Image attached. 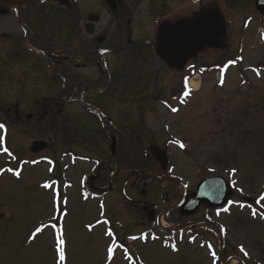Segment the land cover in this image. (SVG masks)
Here are the masks:
<instances>
[{"label":"rangeland","instance_id":"374dc122","mask_svg":"<svg viewBox=\"0 0 264 264\" xmlns=\"http://www.w3.org/2000/svg\"><path fill=\"white\" fill-rule=\"evenodd\" d=\"M247 16L251 15L248 13ZM255 19L242 35L236 33L224 51H215L214 62L210 66H222L220 72L216 67L211 76L194 78L193 87L199 91L195 92L185 107L170 102L171 108H179V112H173L169 105L160 101L139 110L144 112L146 132L143 133L141 129L140 132L131 133L132 140L129 141V146L137 150L140 158L138 164L143 166L152 159L150 150L156 146L164 150L170 160L171 175L182 181L183 190L189 193H193L197 185L207 177L220 176L229 182L233 179L236 181L235 192L231 197L232 205L227 214L217 219L212 213L208 216L227 229L225 246L221 250L226 264H238L242 257L248 261L247 264H264V218H261L260 211H264V200L256 203L264 195V40L260 38V28L257 31L260 23ZM7 75L8 72L0 78V85ZM222 78L223 84L220 82ZM16 86L9 78L4 89L0 90V123L5 125V129H0V171L4 169L0 175V264L4 263L2 259L6 264H20V260L28 261L29 264H61L55 229L49 225L59 211L53 206L52 190L55 187H42L45 183L53 184L55 181L56 170L51 168H54L56 155L58 171L64 175L61 188L67 189L65 184L68 181L65 179L73 181L75 185L65 194L70 198V204L60 209L64 219L61 226L65 240L63 264H126L121 262V249H116V259L111 258L112 261L106 253V246L111 243L106 238L108 230L117 233L120 238L125 230L133 233L144 230L135 225L140 222L143 209L128 206L121 193L126 178L115 189L112 180L106 179L108 184L104 185L109 186L108 195L94 201H81L83 198L77 184L83 174L91 172L95 162L75 161L68 153L67 158L62 157L65 153L60 150L57 154L51 152V149L36 156L30 154L27 147L34 140L44 138L51 141V133L49 129L35 124V127L22 125L14 116L15 109L9 112L10 107L17 105L4 103L11 100L17 104L20 101L19 88ZM3 93L7 96L6 101L1 100ZM24 108L27 111L32 109L28 103L24 104ZM72 111L74 119L70 128L79 130L82 117L77 107L72 106ZM135 113L138 114V110ZM141 116L140 113L138 117ZM90 124L95 125V122L91 121ZM175 141H182L185 147H179ZM5 147L13 157L3 151ZM55 148L58 146L55 145ZM103 152L108 155L106 148ZM76 154L83 159L89 157L82 153ZM90 158L97 159V156L91 155ZM10 160L13 164H7ZM8 168L20 171V178L8 172ZM231 169L237 170L235 176L229 175ZM132 175L130 181L135 180L138 186L149 177L145 171ZM94 181H89V186H94ZM131 182L126 186L127 191H130ZM99 183L97 185L103 187ZM140 187L135 199L140 200L142 197L141 200L151 203L153 207V204H157L158 210L164 212L161 217L165 226L171 228L169 222L184 223L177 211H168V216H164L165 211L172 208V200L175 198L172 195L168 197L169 194L161 195L160 190L163 188L166 189L165 193H169L172 187L169 183L159 181ZM240 189H243V193ZM139 190L146 192V198L140 195ZM177 193L180 195L181 190ZM253 209L258 213L256 217L252 215ZM160 211L158 214H161ZM118 215L124 225L122 228ZM203 215L197 217L201 219ZM128 219L130 224L126 223ZM98 220H106L108 223L97 224ZM44 225L48 227H44L35 239H31L35 229ZM190 230L196 239L191 245L185 242L180 246L181 252L178 255L171 249V243L165 246L163 238L136 248L140 249L138 259L141 264H221L210 260L202 232L196 230L194 234L193 229ZM241 246L248 253L247 256L240 251Z\"/></svg>","mask_w":264,"mask_h":264},{"label":"flooded vegetation","instance_id":"af4514ba","mask_svg":"<svg viewBox=\"0 0 264 264\" xmlns=\"http://www.w3.org/2000/svg\"><path fill=\"white\" fill-rule=\"evenodd\" d=\"M13 1H0V78L6 72L16 74L7 75L0 88L11 78L19 85L17 105H34L33 113L23 109L16 112V118L21 123L27 118L35 125L52 124L51 140L59 135L60 139L67 137V141L74 119L72 105H78L82 124L75 130L96 138L92 149L97 159L88 179L103 184L110 179L118 188L126 178L121 190L126 204L133 208L140 204L141 210L153 207L142 200L135 204L136 191L148 181L138 186L130 177L136 174L135 168L146 169L155 164L153 160L144 166L135 163V148L129 146L131 133L141 129L144 133L146 129L144 112L136 114L134 110L159 101L186 104L192 98L184 95L190 80L211 76L218 67L210 66L215 51H224L236 33L242 35L255 18L264 40L262 15L257 11V3L262 0ZM248 13L251 16L245 17ZM23 83L30 85L24 88ZM140 113L142 116L138 117ZM104 136L116 143L112 159L104 156ZM66 141L64 146L69 145ZM73 149L53 145L51 152L76 153ZM77 149L78 153L86 152L85 148ZM112 161L117 168L110 177L108 168ZM164 179L171 180L169 191L175 196L170 210L179 212V206L192 193L185 191L177 196L179 181L166 176ZM139 191L143 194L144 190ZM154 208L157 212L152 221L148 212L142 210L144 220L139 227L147 234L162 227V213ZM209 220L183 218L184 223L174 224L178 228L175 231L184 234L192 224L194 234L196 230L203 234ZM206 232L213 237L210 227Z\"/></svg>","mask_w":264,"mask_h":264},{"label":"water","instance_id":"95a60500","mask_svg":"<svg viewBox=\"0 0 264 264\" xmlns=\"http://www.w3.org/2000/svg\"><path fill=\"white\" fill-rule=\"evenodd\" d=\"M262 4H260L259 9L262 11ZM31 149L33 152H40L46 148L45 143H36ZM153 156L158 160L163 169L167 167V156L166 153L162 152L158 148L152 150ZM233 188L222 178H210L203 181L197 189L194 197L190 199L182 208V214L184 216L194 215L201 206V204H207L210 207H220L223 206L230 200L233 196Z\"/></svg>","mask_w":264,"mask_h":264},{"label":"snow or ice","instance_id":"6c2138e0","mask_svg":"<svg viewBox=\"0 0 264 264\" xmlns=\"http://www.w3.org/2000/svg\"><path fill=\"white\" fill-rule=\"evenodd\" d=\"M258 74H259V73H258ZM220 82H221V84H223V78L221 79ZM184 95H185V97L189 96V95H190V90H189L188 92H185ZM185 102H186V100H185V101H181V103H185ZM171 110H172L173 112H177V111H179V109H177V108H175V107L171 108ZM0 129H5V125L2 124V123H0ZM175 143H177V144L179 145V147H181V148H184V147H185V145H184V143H183L182 141H175ZM3 151H4L5 153H7L9 156H12V153L9 151V149H8L7 147H5V148L3 149ZM7 171H8V172H12L13 175H15L17 178H20V176H21V172L18 171V170H14V169H12V168H8ZM236 171H237L236 169H231L229 175H230V176H235ZM0 174H2V173H0ZM231 182H232L233 186H235L236 181L233 179ZM42 187H44L45 189H48V188H51V187H52V184H50V183H45V184L42 185ZM185 187H187V185H185ZM240 191H241V193H243V189H240ZM262 200H264V195H261V196L259 197V199L256 201V203H260ZM64 203H66V199H65ZM101 208H103V205H101ZM224 211H228V209H224ZM65 215H66V213H65ZM217 215H219V212L217 213ZM252 215H253V217H256V216L258 215V213H257V211H256L255 209L252 210ZM261 218H264V214H262ZM100 223L107 224L108 221H106V220H105V221H100V220H98V221H97V224H100ZM44 227H48V225H44V226H42V227H37V228L35 229V231L31 234V239H35L36 236L39 235V234L41 233V231L43 230ZM51 227L56 228L57 225H56V224H53V225H51ZM221 230L224 231V232L226 233V229H223V226H221ZM107 235H109L110 237H113V236H114V233H112L111 230H108ZM144 238H145V237H135V236L131 237V239H133V240H136V239H144ZM156 238H157V237H153V239H156ZM56 239H57V241H58V245H59V259H60V261H61V264H63V261H64V259H65V252H64V244H65V240H64V238H63L62 233H61V234H58L57 237H56ZM191 239H192L193 241H195L196 238H195V237H192ZM117 247H119V248H123V249H124V252L127 254L128 249H127L126 247H124L123 244H119V245H117L115 239H113L112 244H111V245L108 247V249H107V252H108V255H109V259L112 258L113 253H114V251H115V249H116ZM171 247H172L173 251H177V250H178V249L176 248V245H175V244L171 245ZM208 248L211 249V248H212V245L209 244V245H208ZM240 251H241L245 256L248 255V253L245 251V249L243 248V246H241ZM211 256H212V258H213L214 261H215L216 259H218V257H217V255H216L215 251H212V252H211ZM127 259H128L129 261H132V260H133V257H132L131 255H127Z\"/></svg>","mask_w":264,"mask_h":264},{"label":"bare ground","instance_id":"6f19581e","mask_svg":"<svg viewBox=\"0 0 264 264\" xmlns=\"http://www.w3.org/2000/svg\"><path fill=\"white\" fill-rule=\"evenodd\" d=\"M196 90H198V88L195 87Z\"/></svg>","mask_w":264,"mask_h":264}]
</instances>
